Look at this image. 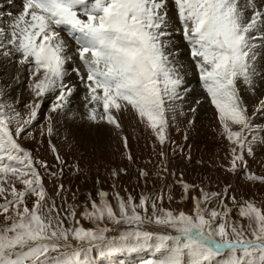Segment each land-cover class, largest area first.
Returning <instances> with one entry per match:
<instances>
[{
    "label": "snow or ice",
    "instance_id": "6c2138e0",
    "mask_svg": "<svg viewBox=\"0 0 264 264\" xmlns=\"http://www.w3.org/2000/svg\"><path fill=\"white\" fill-rule=\"evenodd\" d=\"M6 4L15 11H0V70L9 74L15 69L9 78L17 82L26 74L31 98L21 112L20 101L6 98L0 86V264H93V251L98 256L158 254L147 264H264V203L238 198L229 182L219 191L206 189L203 182L187 181L179 166L169 167L178 156L192 162L190 147L185 155L170 134L177 114L185 116L191 68L206 95L188 108L193 116L189 130L195 128L198 107L209 103L220 138L227 142V159L219 167L246 186L264 188V172L249 165L256 148L264 147V128L249 115L240 88L243 84L256 99L255 114L264 113V95L257 92L264 89V54L259 51L264 49V0ZM177 37L191 65L181 62ZM80 87L85 90L82 112L73 111ZM124 113L143 125L158 157L152 173L138 170V182L147 185L154 174L162 185L135 193L125 189L121 195L117 181L129 172L112 167L109 188H95L81 199L79 189L73 192L63 182L65 168L79 173L80 165L69 166L52 143L57 121L79 120L122 135L119 118ZM45 138L54 165L37 154ZM183 138L189 139L187 132ZM122 139V155L132 164L127 137ZM46 177L55 185L52 192ZM165 199L169 204L192 200L193 209L174 211L165 207ZM229 233L240 238L217 239ZM220 248L228 250L226 258H220Z\"/></svg>",
    "mask_w": 264,
    "mask_h": 264
},
{
    "label": "rangeland",
    "instance_id": "374dc122",
    "mask_svg": "<svg viewBox=\"0 0 264 264\" xmlns=\"http://www.w3.org/2000/svg\"><path fill=\"white\" fill-rule=\"evenodd\" d=\"M1 7L0 11L6 12V7ZM176 44L179 51H181V62L186 65H191V60L187 54L188 52H186L188 50L183 40L177 37ZM12 70V74H16L15 69ZM188 73L191 74L189 75ZM188 73L186 77L190 79V88L193 90L194 97L197 96L202 99L206 94L199 82L198 74L194 73L191 68L188 69ZM21 78V81L19 80L18 82V87L19 89H22L23 94L18 99L20 101L19 110L23 112V104L31 97L29 90L27 89L28 82H26V74L21 75ZM4 88L6 91L7 88ZM79 90L80 91H78V93H80V95L77 93V96L75 95L73 98V111L79 110L82 112L84 111L83 105L85 101L83 96L85 94V90L83 87H80ZM200 94L201 96H199ZM255 104L256 99L253 97L251 100V106L249 107V115L254 118L257 125L264 128V113L255 114ZM208 107L210 114L208 113L201 123L197 125L195 128V130L198 128L197 131H193L192 129L189 130L188 128L187 122L189 119H192V114L188 112V109H184L185 116L177 114L176 123L171 129V138L177 145L184 147L185 155L188 153L190 147L192 162L189 163L184 160L182 156H178L175 160L170 162L169 167L173 168L179 166L178 170L185 173V179L187 181L197 184L203 182L206 189L219 191L223 188L226 182H229L233 186V193L237 195L238 198L241 196L248 197L257 205L264 203V188H261L259 185L255 188L246 186L244 185L242 179H236L235 177L222 171L219 167V165L227 159V142L220 138L218 124L215 119V112L210 104H208ZM44 111L46 112L47 109H44ZM119 122L122 125V135L127 137L131 154L134 157L135 162L132 164H129L122 155L125 150L120 132L114 133L109 127H105L103 130H98L89 126L88 123L85 122L87 123V127L84 130L76 128L78 129V133L75 134L73 131L75 129L74 125L69 124L67 128L62 125V122L57 121L56 127L58 132L52 137V143L55 144L60 155L67 160L69 166H74L77 162H79L80 165L79 173L68 172L66 167V175L63 182L66 187L70 184L73 192L79 189L78 195L81 199H83L84 194L89 191H94L95 188H103L105 190L109 188V184L111 183L109 169L112 167H125L129 172L127 176H121L117 181L118 190L121 192V195H125V189L131 190L135 193L141 189L151 190L154 186L159 188L162 185V181L158 180L154 174L150 176L147 185L143 184V182H138V170L146 169L152 173L154 171V165L158 163V157L153 155L151 138L148 136L143 125L138 123L133 114H122L119 118ZM40 123H43V117H41ZM37 129H39V124L37 125ZM186 132L189 135V139L187 141L183 138ZM195 132H197L196 136ZM98 133L100 134L99 136ZM106 134H108L109 138L105 141ZM65 137H67V139H65ZM193 140H196L197 142ZM24 144L26 147H36L28 141H24ZM37 154L46 159L50 165H54L56 163L51 153L47 138L44 139V143ZM150 159L152 161L151 163H149ZM200 160H203V164L197 163V161ZM249 165L254 172H264V147L256 148V155L254 158H249ZM97 179L100 181L99 184H96ZM168 183H172L171 177H169ZM45 185L50 192L54 191L55 185L47 177L45 178ZM175 195L177 197L180 195L179 189L176 190ZM69 198H71L70 194ZM193 203L194 202L192 200L181 201L176 199L169 204L167 199H165V207L171 208L174 211L179 209L189 212L193 209ZM229 206H231L230 201ZM232 217L233 219L239 220L236 211H233ZM3 223V216L0 215V225H3ZM111 235H115V233H112ZM211 235L216 236V233L213 232ZM230 236L231 234L229 233L223 237L217 236V239L223 243V241L227 240ZM239 238V236H231V239L233 240H237ZM212 247L215 249L217 245L213 244ZM237 248H239V245H237ZM219 251L221 252L220 258L227 257V249L220 248ZM91 255L93 257V264H147V262L158 258V254L152 251L132 254L119 253L104 256H98L96 252L93 251Z\"/></svg>",
    "mask_w": 264,
    "mask_h": 264
},
{
    "label": "bare ground",
    "instance_id": "6f19581e",
    "mask_svg": "<svg viewBox=\"0 0 264 264\" xmlns=\"http://www.w3.org/2000/svg\"><path fill=\"white\" fill-rule=\"evenodd\" d=\"M19 2H20V0H16V3H17V5L19 4ZM1 6H5L6 7V12L7 11H15V9L14 8H12L11 6H9V5H7L6 4V0H0V7ZM4 7V8H5ZM2 8V7H1ZM170 11H171V4H170ZM62 35H63V33H62ZM179 38V37H178ZM178 42H179V40H178ZM182 46V45H181ZM74 47V46H73ZM182 49V48H181ZM260 52H261V54H264V49H260L259 50ZM181 52V51H180ZM186 52H188V51H186ZM188 54V53H187ZM181 56V55H180ZM184 56V55H183ZM185 57V56H184ZM6 71H7V69H5ZM5 70H0V86H2V87H6L7 89H6V98H8V99H10V100H17L22 94H23V91H22V89H19V87H18V82L17 81H15V80H13V79H10L9 78V76L11 75V76H14L15 74H12V72H10L9 74H4V72H6ZM13 71V70H12ZM189 74V73H188ZM191 74V73H190ZM189 74V75H190ZM188 75V76H189ZM190 77V76H189ZM191 78V77H190ZM22 79V78H21ZM21 81V80H20ZM27 82V81H26ZM186 83H187V87L189 88V89H191L190 88V79L188 78V77H186ZM194 85V84H193ZM28 86V85H27ZM241 87H244L243 85H240V88ZM28 89V88H27ZM80 91V90H79ZM241 92H242V94L244 95V98H245V100L247 101V103H248V107H250L251 106V100H252V96H250L249 94H248V92L245 90V88H241ZM257 92H258V94H262V95H264V89H258L257 90ZM200 93H201V91H200ZM79 95H80V93H78ZM195 95H197V94H195ZM77 96V95H76ZM199 96H201V94L199 95ZM26 99V98H25ZM195 99H201L200 97H197V96H195L194 97V95H193V90L191 89V94H190V96L188 97V100L187 101H185L184 103H183V109H188L190 106H192V102L195 100ZM19 100V99H18ZM75 100V99H74ZM78 102H80V101H78ZM208 104L209 103H207V102H205V103H202L199 107H198V110H197V113L195 114V121H196V125H195V128L197 127V125H199L200 123H201V121L205 118V116L206 115H208V113H209V107H208ZM75 105V104H74ZM188 114V113H187ZM210 114V113H209ZM191 118V117H190ZM192 118H193V116H192ZM210 118V117H209ZM127 121H129V120H127ZM128 123V122H127ZM206 123V122H205ZM69 124H71V125H74L75 126V129L73 130L74 131V133L75 134H77L78 133V129H76V128H79V129H85L86 127H87V123H85V122H81V121H79V120H77L76 122H74V123H72V122H68V123H62V125L64 126V127H67L68 128V126H69ZM210 125V124H209ZM202 126V125H201ZM61 128V127H60ZM195 128L194 129H192L193 131L195 130ZM198 129V128H197ZM197 129L195 130V131H197ZM203 130H204V128H203ZM207 131V130H206ZM100 132V131H99ZM211 132V131H210ZM204 133V132H203ZM100 134L98 133V136H99ZM197 135V132H195V136ZM108 138H109V136H108V134H106L105 135V141L106 140H108ZM191 138H192V135H191ZM194 138V137H193ZM199 139V138H198ZM193 141H195V142H197L196 140H193ZM199 141V140H198ZM200 142V141H199ZM107 143V142H106ZM194 143V142H193ZM197 144V143H196ZM204 147V146H203Z\"/></svg>",
    "mask_w": 264,
    "mask_h": 264
}]
</instances>
